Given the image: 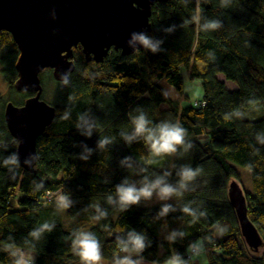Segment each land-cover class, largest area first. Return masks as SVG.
<instances>
[{
	"label": "trees",
	"instance_id": "trees-1",
	"mask_svg": "<svg viewBox=\"0 0 264 264\" xmlns=\"http://www.w3.org/2000/svg\"><path fill=\"white\" fill-rule=\"evenodd\" d=\"M211 23L218 27H206ZM150 24L146 36L157 44L155 52L112 51L95 63L78 47L66 82H57L49 69L40 74L43 93L44 85L53 83L49 104L56 112L37 140L32 172L19 161L4 163L17 155L18 145L4 107L22 106L34 94L15 89L19 52L12 36L0 32L1 75L8 86L7 98L0 95V264H15L25 253L34 256L33 264H82L72 245L77 231L94 233L103 259L111 263L117 236L135 231L145 237L144 250L133 256L140 264H161L173 255L197 264L188 257L197 242L207 264H264V0H169L153 6ZM183 70L200 83L204 106H181L165 94L164 80L182 91ZM218 76L236 89L227 90ZM255 108L259 118L245 116ZM140 113L152 126L180 124L187 132L185 144L156 157L142 137L128 140L131 121ZM105 138L110 142L101 148ZM238 167L250 173L251 190L243 188ZM184 168L200 171L181 189ZM158 178L177 188V208L168 205L169 212L160 215L163 206L143 208L140 201L112 218L118 207L108 197L117 185L127 180L140 187L143 180ZM233 181L243 190L247 217L262 241L258 249L245 243L228 201ZM16 188L22 198L12 210ZM61 195L70 202L67 209ZM44 223L51 231L38 240L30 236Z\"/></svg>",
	"mask_w": 264,
	"mask_h": 264
},
{
	"label": "water",
	"instance_id": "water-1",
	"mask_svg": "<svg viewBox=\"0 0 264 264\" xmlns=\"http://www.w3.org/2000/svg\"><path fill=\"white\" fill-rule=\"evenodd\" d=\"M169 0H0V32L13 38L19 55L15 89L34 94L22 106L8 102L4 119L18 142L22 169L32 172L37 162V140L52 124L56 109L42 99L40 74L66 82L74 71L73 50L81 47L87 61L101 63L112 51L130 56L144 48L134 34L151 32L152 8ZM241 235L252 249L262 241L247 217L246 200L233 181L227 190Z\"/></svg>",
	"mask_w": 264,
	"mask_h": 264
},
{
	"label": "clouds",
	"instance_id": "clouds-1",
	"mask_svg": "<svg viewBox=\"0 0 264 264\" xmlns=\"http://www.w3.org/2000/svg\"><path fill=\"white\" fill-rule=\"evenodd\" d=\"M206 27L215 29L217 23H211ZM133 39L136 40L144 49L155 52L157 44L147 37L145 34H134ZM132 135L127 137L128 140L142 137L149 151L156 157L167 156L174 154L177 148L183 146L186 141L187 132L178 123L168 121L161 122L155 126L151 125V121L143 114L135 116L132 121ZM110 141L102 139L99 146H103ZM5 165H17L18 156L13 154L4 161ZM200 169L195 171L191 168L181 170L179 176V188H184L186 184L196 178ZM161 200H166L174 195H178L177 188L164 183L163 179H156L153 182H148L147 179L141 182V186L130 184L127 180L117 185L115 195L109 196V203H115L120 212L126 211L130 206L137 205L141 200H150L153 194ZM60 204L67 209L70 206L66 196H60ZM170 206L165 205L160 212V215H165L169 212ZM183 211L191 214L189 208L185 207ZM105 215L101 213V216ZM101 217L96 216L94 219L99 220ZM224 229H221L223 231ZM51 231L49 223L42 224L39 228L32 231L30 236L35 239H40L41 234ZM145 237L137 234L135 231H128L127 236L121 238L117 236V253L113 258L112 264H140L139 260L133 259V256H138L145 248ZM73 249L75 254L80 257L82 264H101L103 260L102 249L96 235L90 231H77L73 233L72 239ZM122 254V255H121ZM15 264H32V260L17 259ZM165 264H185L179 256L173 255L165 261Z\"/></svg>",
	"mask_w": 264,
	"mask_h": 264
},
{
	"label": "rangeland",
	"instance_id": "rangeland-1",
	"mask_svg": "<svg viewBox=\"0 0 264 264\" xmlns=\"http://www.w3.org/2000/svg\"><path fill=\"white\" fill-rule=\"evenodd\" d=\"M182 78H183V87L182 91L176 90L174 87H172L166 80L161 81L160 85L163 88L165 94L170 97L173 100H181L180 104L181 106H191L196 101H201L203 97V90L200 86L199 82L191 81L186 70L182 71ZM219 80L223 83H225L227 90L232 91L236 89V86L230 82H226L224 80L223 76H218ZM0 95L4 98H7L8 96V86L5 82L4 78L1 75V67H0ZM43 100H45L48 103H52L54 101V94H53V83L48 81L44 85V93L42 95ZM246 114L245 116L248 118H251L252 116L257 119L259 118V110L257 108L253 109L251 114ZM252 115V116H251ZM239 168V167H238ZM242 174V186L246 190L252 189V182H251V176L250 173H248L246 170L239 168ZM241 187V186H240ZM22 198L21 193L19 192V189L16 188L14 191V196L11 200L12 210L18 209V201ZM180 198L176 196H172L169 199L161 200L159 199L156 194H153V197L150 200H141V204L143 208H154L159 206H165V205H171L172 208H177L180 204ZM120 211L116 210L112 214V218L116 219L119 215ZM67 224H72L70 221H67ZM196 246L199 250V253L194 255L192 257L193 261L197 264H207L208 263V256L207 253L204 251L201 243L197 242ZM164 251L161 248L159 251V257L162 258L164 255ZM28 257L33 260L34 256L32 254H29ZM169 259V258H168ZM166 259V260H168ZM164 260L161 264H165ZM101 264H112L111 262L103 259Z\"/></svg>",
	"mask_w": 264,
	"mask_h": 264
},
{
	"label": "built area",
	"instance_id": "built-area-1",
	"mask_svg": "<svg viewBox=\"0 0 264 264\" xmlns=\"http://www.w3.org/2000/svg\"><path fill=\"white\" fill-rule=\"evenodd\" d=\"M204 102H202V101H196V102H194V106L195 107H201V106H204ZM47 196L48 197H50V195H49V193H47ZM199 253V250H198V248H197V246H192L191 248H190V251H189V254H188V257H193L194 255H196V254H198Z\"/></svg>",
	"mask_w": 264,
	"mask_h": 264
},
{
	"label": "crops",
	"instance_id": "crops-1",
	"mask_svg": "<svg viewBox=\"0 0 264 264\" xmlns=\"http://www.w3.org/2000/svg\"><path fill=\"white\" fill-rule=\"evenodd\" d=\"M28 255H29V253H25V254L23 255V259H24V260H28V259H30V258L28 257ZM33 261H34V259L32 260V264H33Z\"/></svg>",
	"mask_w": 264,
	"mask_h": 264
}]
</instances>
